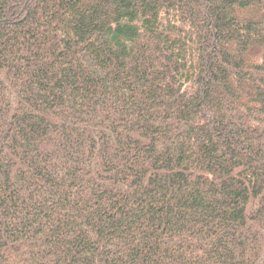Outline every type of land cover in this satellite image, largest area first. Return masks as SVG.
<instances>
[{
	"label": "trees",
	"instance_id": "1",
	"mask_svg": "<svg viewBox=\"0 0 264 264\" xmlns=\"http://www.w3.org/2000/svg\"><path fill=\"white\" fill-rule=\"evenodd\" d=\"M0 264H264V0H0Z\"/></svg>",
	"mask_w": 264,
	"mask_h": 264
}]
</instances>
